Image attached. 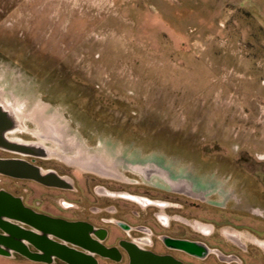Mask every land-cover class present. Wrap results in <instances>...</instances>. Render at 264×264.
<instances>
[{"label":"rangeland","instance_id":"374dc122","mask_svg":"<svg viewBox=\"0 0 264 264\" xmlns=\"http://www.w3.org/2000/svg\"><path fill=\"white\" fill-rule=\"evenodd\" d=\"M13 3L20 12H0V94L22 130L58 129L70 154L103 158L130 184L88 177L170 203L143 208L92 188L89 206L198 237L210 254L183 258L189 264H264V250L247 240L264 242V14L231 11L233 0ZM23 188L0 176V190L41 210L72 198L51 202ZM151 214L169 216V229ZM0 264L41 263L13 254Z\"/></svg>","mask_w":264,"mask_h":264},{"label":"flooded vegetation","instance_id":"af4514ba","mask_svg":"<svg viewBox=\"0 0 264 264\" xmlns=\"http://www.w3.org/2000/svg\"><path fill=\"white\" fill-rule=\"evenodd\" d=\"M17 1L19 2L20 0H8L7 5L4 4L0 6V12H20V9L23 8V6L16 3L9 4L11 2ZM3 2L7 3V0H4ZM45 126L48 127L47 125ZM49 128L50 127H48V130H45L44 134L46 135L43 137H36V135L33 134L39 132L38 129L35 131L24 129L6 134L5 137L7 140L22 144L30 149L26 150L27 152L24 153L0 149V158L25 161L29 165L39 169L43 174L52 173L61 180V184L44 185L30 180L14 179L5 176L1 177L11 182H16L25 186L26 188H23L24 192L22 196H27V193L29 194L30 189L32 188V191L35 192L36 189L39 190V192L34 193L35 196H50L49 200L51 202L59 196H71L72 198H68L67 202L59 201L55 203V207L53 206V201L50 203L52 204L51 208L53 211H48L45 209L41 210L39 207L30 205L26 203L23 198L18 197L21 198L24 206L39 214H43L51 218L61 219L67 222L87 223L95 230L102 231V239L100 243L106 248H116L120 254V262L116 263L110 259L96 257L98 264H100V261L113 264H128L127 255L119 245L121 242L136 245L140 249L152 252L157 255H169L185 264H189L183 261V258L186 257L198 260H200L202 257H205V259L208 257L210 254L208 251L209 247L207 244L200 241L198 237L188 236L187 232L184 234L179 233L177 235H170L168 230L170 227L169 216L159 215L157 218L155 214H151V217L153 219L155 218L156 222L160 226L167 228L166 230H168L166 233H157V230L154 229V224L152 225V223L149 221L143 222L142 220L144 217H142V219L139 215H135L134 213L133 217L129 218L128 216L131 215H124L125 213H123L121 210H117V208L112 205H104L103 209H98L95 206L90 207V200L88 197L91 196L92 192H90V190L92 191V188H94V190H99V196H103L105 198L116 197L125 199L143 208L157 207L160 209H168L170 208V203L165 201L157 202L155 198H153V195L149 194L148 192L130 193L119 188H113L108 182H100L113 180L126 185L130 184V182L125 178L124 181H121L117 177L112 176V174L105 172L99 166H97L95 161L94 162L96 165L93 164L91 168L100 169L98 170L100 173L97 170L82 173L71 167L73 166L72 162L68 161L67 159L69 157H73L75 154H70L71 152L68 150L69 148L63 140L62 133L57 129ZM51 159H55L58 164L53 166V164L50 162ZM90 161L93 162L92 160ZM89 174H93L100 181L96 180L95 178L88 177L87 175ZM97 182L102 183L103 186L95 185L90 187V185H93ZM79 201H83V203L80 204ZM257 211L258 210H255L254 214L261 216ZM197 228L201 230L205 229L202 225H198ZM201 230L199 233L202 234ZM113 231H117L118 234H121L122 236L117 237L114 235ZM223 233L227 238L238 244L241 243L243 239V236L240 233ZM91 238L97 240L96 236L92 235ZM247 240L248 242L254 244V241L257 239ZM159 246L163 247L165 250L164 253H158L155 251V249ZM203 258L201 260H203Z\"/></svg>","mask_w":264,"mask_h":264},{"label":"water","instance_id":"95a60500","mask_svg":"<svg viewBox=\"0 0 264 264\" xmlns=\"http://www.w3.org/2000/svg\"><path fill=\"white\" fill-rule=\"evenodd\" d=\"M1 95V94H0ZM22 129L14 108L0 98V149L19 153L30 149L6 139V134ZM0 176L30 180L44 185H60L52 173L22 160L0 158ZM96 236L97 240L91 238ZM102 231L87 223L67 222L39 214L23 205L21 198L0 190V257L16 254L34 263L98 264L96 257L120 262L116 248L100 242ZM128 264H185L169 255H157L136 245L121 242Z\"/></svg>","mask_w":264,"mask_h":264},{"label":"bare ground","instance_id":"6f19581e","mask_svg":"<svg viewBox=\"0 0 264 264\" xmlns=\"http://www.w3.org/2000/svg\"><path fill=\"white\" fill-rule=\"evenodd\" d=\"M0 98L2 99L1 95H0ZM12 108V107H11ZM14 111L16 113V118L19 120V122H21V117L18 113V111L14 108ZM54 121H49V124H54L53 123ZM50 124V125H51ZM47 125V124H46ZM48 126V125H47ZM39 129L38 131L40 132H37V133H33L34 135H36V137H43L45 133V130H48V127L44 126V125H39ZM46 127V128H45ZM50 129V128H49ZM22 130V129H21ZM44 130V131H43ZM58 130V129H57ZM75 155L73 157H69L67 160L68 161H71L72 162V165L71 167L75 168L76 170L84 173V172H91V171H98L100 169H94V168H91L93 166V164L96 165L95 162H91L90 158L89 157H85L84 158V154L82 153H74ZM92 163V164H91ZM97 166H99L102 170H104L105 172H108L109 174H112V176H116L119 180L121 181H124V177L120 174L117 173V170L114 166H112L109 162H107L105 159H100V161L98 160L97 162ZM131 172H137L138 174H141L142 176H148V172L147 170H140V169H137V168H132L130 169ZM99 172V171H98ZM100 173V172H99ZM159 177H161L163 179V181L174 191H178L180 190V188L182 187V183H175V182H172L171 180H169L167 177H164L163 175H160ZM254 244L260 248H262L264 250V242L262 241H258V240H255L254 241Z\"/></svg>","mask_w":264,"mask_h":264},{"label":"crops","instance_id":"0c3cea01","mask_svg":"<svg viewBox=\"0 0 264 264\" xmlns=\"http://www.w3.org/2000/svg\"><path fill=\"white\" fill-rule=\"evenodd\" d=\"M232 5L231 11L242 7L252 14H264V0H233Z\"/></svg>","mask_w":264,"mask_h":264}]
</instances>
